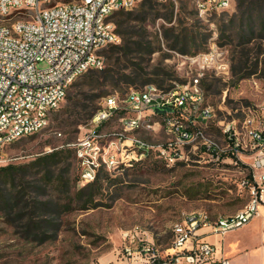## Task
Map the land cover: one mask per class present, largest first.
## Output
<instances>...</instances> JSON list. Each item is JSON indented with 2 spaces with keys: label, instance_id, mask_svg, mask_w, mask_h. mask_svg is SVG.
Segmentation results:
<instances>
[{
  "label": "rangeland",
  "instance_id": "obj_1",
  "mask_svg": "<svg viewBox=\"0 0 264 264\" xmlns=\"http://www.w3.org/2000/svg\"><path fill=\"white\" fill-rule=\"evenodd\" d=\"M56 1L68 0H52V3ZM142 1L133 9H138ZM160 11L167 15L165 5L160 7ZM235 15H239L237 0L232 8L209 18L198 14L192 0H180L175 4L172 22L166 21L165 16L149 17L147 32L151 39H160L161 48L149 60L140 63L147 71L159 68L172 73V79L166 85L188 83L197 75L196 65L189 60L191 54L169 48V42L162 34L163 27L173 23L178 25L181 20L185 25H196L209 33L207 43L199 52L207 50L213 43L226 51L230 72L216 74L206 71L202 76L204 105L210 106L213 115L201 124L206 136L214 139L221 150L218 153L206 151L197 141L195 144L199 145L186 144L184 158L172 164H167L154 149L149 156L133 165L112 168L108 170V177L102 180L103 188L96 197L98 206L95 207L83 208L81 202L65 206L69 196L62 195L57 187H51L48 194L37 199H59L62 209L55 218L37 215L35 219L40 221L43 216L46 220L54 219L53 225L43 220L38 223L41 226L28 231L25 220L8 218L0 213V264H118L125 256V246L132 244L138 247L144 238L154 242L163 259L173 245L175 223L182 221L188 213L206 211L213 215L219 210L222 214H231L248 203V188L243 180L248 178L252 158L244 124L249 115L256 121L264 119V76L262 64L255 73L244 78H240V72L233 74V67L238 68L240 52L246 49L251 60L244 72L253 69L259 49L263 51L260 57L264 56V34L259 36L260 28L256 26L254 34L247 32L252 39L241 44V27L236 18L223 37L221 25L230 23ZM20 16L17 13L11 15V20ZM0 22H3L1 16ZM100 55L105 66L108 61L106 52L101 51ZM39 66L44 67L45 63ZM92 69L96 68L79 76L68 91V95L74 94L81 102L68 106L67 96L50 112L46 127L6 147V160L0 165L28 163L39 154L70 147L75 151L67 159L71 163V184L73 189L82 186L79 180L76 184L74 182L81 168L72 143L88 133L91 126L88 112L100 106L107 95L117 94L124 98L131 88H136L120 90L98 82L88 84ZM155 119L157 117L152 122ZM228 125L230 129L226 130ZM119 130L122 126L118 119L100 128L106 135ZM127 135H134L155 146L169 137L167 129L159 124ZM234 141L239 144L237 149ZM26 180L31 181L32 178L28 176ZM136 229V239L131 241L126 233L134 234Z\"/></svg>",
  "mask_w": 264,
  "mask_h": 264
},
{
  "label": "built area",
  "instance_id": "obj_2",
  "mask_svg": "<svg viewBox=\"0 0 264 264\" xmlns=\"http://www.w3.org/2000/svg\"><path fill=\"white\" fill-rule=\"evenodd\" d=\"M142 0H0V163L6 147L17 139L41 131L50 112L66 98L73 82L91 68L103 67L101 50L121 37L110 19L118 10L134 8ZM174 2L180 0H160ZM235 0H192L198 14L209 18L232 8ZM20 14L11 20V15ZM197 75L188 83L166 89L154 83L131 88L124 98L109 94L90 120L85 137L73 142L80 165L82 185L93 181L100 168L110 170L135 162L157 150L167 164L185 156V145L197 141L206 151L219 152L220 145L206 136L201 124L213 113L204 105L202 76L206 71L228 74L226 51L216 43L207 50L189 55ZM45 63L40 67V63ZM153 122L152 120L156 118ZM118 119L122 130L109 135L100 128ZM159 124L167 129L168 140L157 146L134 135L140 128ZM247 146L252 158L253 181L248 203L229 215L213 217L206 211L188 213L174 225V242L161 259L154 242L142 239L138 247L125 246L118 264H230L214 256L215 248L201 239L200 227L209 225L224 234L254 218L264 195V119L245 120ZM230 126L226 127L229 130ZM61 134V133H60ZM232 139V138H230ZM236 149L239 144L234 141ZM134 234L126 233L131 241Z\"/></svg>",
  "mask_w": 264,
  "mask_h": 264
},
{
  "label": "trees",
  "instance_id": "obj_3",
  "mask_svg": "<svg viewBox=\"0 0 264 264\" xmlns=\"http://www.w3.org/2000/svg\"><path fill=\"white\" fill-rule=\"evenodd\" d=\"M164 5L167 7V15L160 11V7ZM174 7V2L143 0L138 9H122L114 12L110 19L114 22L115 30L121 40L111 43L101 50L106 52L107 64L101 68L92 69L88 76V84L98 82L102 85L117 87L120 90L131 87L141 88L150 83L166 89L170 88L172 85H166V82L172 79V73L159 68L147 71L140 63L149 60L153 53L161 48L160 39L157 38V41L151 39L147 32L146 22L149 17L152 16L156 19L165 16L166 21L172 22ZM237 10L239 15L232 17L231 24L221 25L223 37L229 25L233 26L236 18H238L241 27L239 31L241 44L252 39V36L247 35L254 34L256 26L260 28L259 36L264 34V0H237ZM163 28L162 34L164 39L169 42V48L179 50L184 54L198 53L209 38V33L196 25H185L184 20H181L178 25L173 23ZM262 53L261 49L257 51L253 69L244 72L250 64L251 57L249 51L242 49L239 57L240 65L238 68L233 67V74L237 75L240 72L242 73L240 78H244L255 73L262 64L261 71L264 76V56L260 57ZM67 96L68 106L81 102L76 99L74 94H67ZM98 107L95 106L88 112L89 121ZM74 152V149L70 147L55 148L39 154L28 163L0 165V213L5 214L8 218L19 217L20 220H25L28 231L41 226L38 223L43 220L53 225L54 219L46 220L44 216L40 221L35 219L37 215L54 217L61 211L59 199L53 197L37 199L42 194H48L51 187H57L62 195L69 196V202L65 203V206H69L72 202H81L83 208L98 206L96 197L103 188L102 180L108 177V170L100 168L93 181L73 189L70 176L71 163L67 162V159ZM28 176L32 178L31 181L26 180ZM248 178L253 181L252 167ZM78 180H80V174L74 178L75 184Z\"/></svg>",
  "mask_w": 264,
  "mask_h": 264
},
{
  "label": "crops",
  "instance_id": "obj_4",
  "mask_svg": "<svg viewBox=\"0 0 264 264\" xmlns=\"http://www.w3.org/2000/svg\"><path fill=\"white\" fill-rule=\"evenodd\" d=\"M247 188L250 198V189ZM229 214H222L218 210L212 216ZM198 232L201 239L213 244L217 258L226 257L230 264H264V195L257 215L244 226L220 234L213 232L211 226L204 225Z\"/></svg>",
  "mask_w": 264,
  "mask_h": 264
}]
</instances>
